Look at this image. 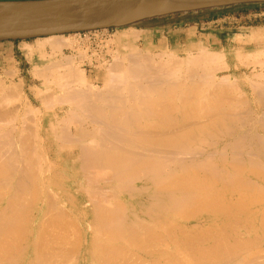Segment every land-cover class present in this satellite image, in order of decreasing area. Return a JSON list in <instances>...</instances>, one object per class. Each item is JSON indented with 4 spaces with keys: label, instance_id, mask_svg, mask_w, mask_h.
<instances>
[{
    "label": "bare ground",
    "instance_id": "1",
    "mask_svg": "<svg viewBox=\"0 0 264 264\" xmlns=\"http://www.w3.org/2000/svg\"><path fill=\"white\" fill-rule=\"evenodd\" d=\"M79 1L10 2L0 9L26 15ZM210 2L219 6L224 1ZM183 4L185 0H131L86 22L80 31L91 25L130 26L181 10ZM250 30L234 41L257 46L264 28ZM71 35L22 43L38 86L19 96L21 112L13 109L14 116L0 101V123L6 118L10 124L0 127V264H81L83 225L93 232V239L88 238L98 252L91 245L98 258L90 264H264V87L253 82L254 90L258 85L254 94L238 88V99V93L233 97L238 79L227 56L241 47L213 49L190 29L181 48L186 57L179 58L166 46L147 41L148 31L122 27L112 41L119 50H131L124 52L128 66H123L124 55L109 57L113 64L106 63L107 68L120 73L118 84H111L102 60L98 89L79 68L82 54L76 57L80 62L63 54L65 48L73 50ZM257 47L253 55L264 56V46ZM155 48L157 54L142 56ZM242 51L243 56L252 53ZM12 72L4 74L11 77ZM4 83L0 80V93L6 88L9 96L20 92L17 85L4 88ZM7 94L5 99L0 95L4 101ZM250 98L262 112L250 110ZM244 104L249 110L241 108ZM51 153L71 175L54 172ZM50 167L52 178L73 181L65 187L72 186L75 194L62 193L65 204L62 195L63 203L56 204L55 191L53 196L52 191L43 193L54 182L46 178ZM39 195L46 203L40 218L32 216ZM79 196L87 208H75L67 219L71 208L62 206L64 213L57 206L78 207Z\"/></svg>",
    "mask_w": 264,
    "mask_h": 264
},
{
    "label": "rangeland",
    "instance_id": "2",
    "mask_svg": "<svg viewBox=\"0 0 264 264\" xmlns=\"http://www.w3.org/2000/svg\"><path fill=\"white\" fill-rule=\"evenodd\" d=\"M24 1L25 2H34V1H39V0H10V1H7V2L8 3L11 2L10 4H12L14 2H17V3H20L21 2L22 3ZM188 1L189 0H185V4L181 5V7H180L181 10L173 11L171 13H167V14L162 15V16H159V15L152 16L154 18H152V17H146L144 19H140V20H137L134 23H131L130 26H126V25L123 26V25H121V26H118L117 27V26H113V25H110V26H92L91 25V26L87 27L84 30H81V31L76 32V33H72V35H74V36L71 35L72 37L70 39L73 38V40H74V47L72 48L73 50L70 49L71 47H68L69 49L68 48H65V49H63V54L65 56H73V57H75V59L80 54H82L83 55V56L81 55V58L83 57L82 58V63H81V66L79 65V68L81 67L80 70L83 69L82 72L84 73V75L86 77V80L88 78L90 79V80L88 79V81H87L88 83H91L92 85H94L98 89H100L103 84H102V82L99 79L101 73H99L100 70L98 69L97 65H99V63H102V60H103V63L105 62V67L106 68H107L108 65H112L113 64L112 59L114 58L113 57L114 54L115 55L119 54V56L121 58L124 55L123 57H125L124 58L125 61L124 60L123 61L126 62V63L128 61L127 60V57L125 55V53L127 52L128 49H126V50L124 49L123 50L121 48V50H119L120 48L118 46H115L116 44L113 43V41H112V35L114 34L115 30H120V28H122V27L123 28H126V29L127 28H134V29H137V30L138 29L139 30H145L146 25H147L146 24L147 23L146 21H151V20H154V19H157V20L160 19L158 21H163L165 19H167L168 21H171V20L176 21L179 24L178 28H181L183 30L182 31V43L180 45H174V46H167L166 45V47H167L168 50H170L171 53L173 52V54H175V55L177 54L176 56L179 57V58L186 57V55H184L183 51H181V48H183L185 46L184 43L187 41L186 33H187V30H190V29H193L195 31L196 36L199 37L197 39L202 40V42L205 45H208L209 44L211 46V48H213V49H223V50H227L229 47L230 48L232 47V49L233 48L239 49L241 47L239 49L240 51L244 50V52H246V53L252 51V53L251 52L250 53L253 55L254 51L256 52V50H252V49H254V48L256 49L257 46H259V47H261V46L263 47L264 46L263 45L264 44V41H263L264 38L263 39L261 38L262 39L261 40L262 43L261 42L260 43L259 42L256 43L257 46H254L255 43L254 44H251L250 43V44H247L246 46H244L242 43H241L242 44L241 45L239 42H235L234 41V39L236 37H239V36H240V38H243V37L246 38L250 34V32H251V30H250L251 28H254V27L255 28H261V27L264 28V4H257V5H251L250 6V5H246V4H234L235 2H233V0H226V1L223 2V4L221 3L222 5H219L218 6V5H209V4H212L210 2V0H201V1L200 0H196V1L194 0L195 2H193V0L192 1L190 0V2H188ZM249 30H250V32H249ZM67 35L68 34H65V37H68ZM262 37H264V36H262ZM42 38H46V37H42ZM35 40L36 39L33 40V38L32 39H27L26 42H23V43H31V44H33L35 42ZM147 41H153L154 42L155 39L149 34ZM138 43H139L138 44V47L139 48H142V47L145 46V44H142V41L141 40ZM237 45H239V46H237ZM115 47H118V48H115ZM259 47H257V50H258ZM78 48H79V50H78ZM20 49H21V46H20ZM46 49H44V52L49 53V50L48 49L46 50ZM245 49H247V50H245ZM76 50H77V52L80 51V50L81 51L79 53H77ZM239 50L236 53H234L235 55H233L231 53V54L228 55L229 58L227 56L228 63L230 65H234L235 66L234 75H235V78L238 79V83H237V85H235L236 86L235 92L233 93V97H235V98H236L237 93H238V92H236V90L238 88H239L238 90L241 89V91L242 90L243 91H249V94H251V95H252V93L254 94V91L255 90L257 91V88H258L257 86L258 85L255 86L256 89L254 90V85L255 84L253 82H255V83L257 82L258 83V82L261 81L260 84L264 87V63H263V61H264V58L263 57L264 56H261L263 54L262 53H261V55L258 54V56L259 55L261 56V57H258L257 54L255 53V55H253L255 57L257 56L255 58V57H252V55L250 53H249L250 55L247 53L249 56L247 54H245V53H244L245 55L243 56V53H242L243 51L240 53ZM128 51L130 53H127V54H131V50H128ZM158 51L159 50L155 48L153 50H149V51L144 52V53L142 52V56H144L143 54H145V53H148V56L153 55V54L155 55V54H157ZM81 52H83V53H81ZM120 52L122 54H120ZM239 54H242V55H239ZM236 55H238V56H236ZM13 56H14V58L11 59V61L8 62V63H3L2 61H0V80H2V81L5 82L4 83V88L7 87V84L8 83H10V84L13 83V84H15V85H17L19 87L20 92L19 91H18L19 93L16 92V94L18 95V97L16 96V98L14 97L16 95L15 93H14L15 94L14 96L10 93L13 96L12 97V100H11V97H10L11 95L9 96V94H7L9 92L6 91L7 90V88H6V90H3L5 92L1 91L2 94L0 93V95L3 97V93H4V99H5L6 94H7V97L8 96L10 97V98L8 97V99L10 101L9 100L4 101V99H2L1 96H0V98L2 100H0V101H2L1 103H3V105L5 106L6 109L7 108H12V110L13 109L15 110L16 108H18V110L21 112L20 107L22 105V101L20 100V97H23L24 94L25 95H28L29 94L28 92L31 89H33L34 87L36 88L38 86L37 83H39V82H38V80L36 81V79L32 75V68H31V63H30V60L31 59L29 60L27 58V56L22 52V49L21 50L14 49ZM99 56H101V57H99ZM127 56L129 57V55H127ZM233 56H235L236 58L239 57V60L240 61H238V59L234 58ZM241 56L244 59L240 58ZM245 56H246V59H245ZM109 57H111L112 59L110 60ZM33 58H35V57H33ZM100 58H102V59L100 60ZM106 58H107V60H106ZM76 60L79 61L78 58ZM104 60H106V61H104ZM84 61L86 63L90 62L89 63L90 65L89 64L86 65V63ZM109 61H111V62H109ZM106 63L108 64L107 66H106ZM109 63H112V64H109ZM126 63H123V66H128V63L127 64ZM94 65H95V67L97 69L95 67H93ZM9 70H12L13 71L12 72L13 74H12L11 77L9 75H6L7 76L6 77L5 74H4V72L5 71H9ZM109 71L110 70L108 69V71H105L104 72V74H106L108 76L107 79H111L110 80L111 84H118L116 82V79L119 78L120 73H118V71H116L117 72L116 73L113 69L111 70L112 73H111V71L110 72ZM217 73H219L220 76L229 75L228 73L223 72V71H218ZM19 84H21V85H19ZM263 87H261V88H263ZM234 95H236V96H234ZM238 97H239V93H238L237 99H238ZM251 98H250V102L247 103L251 107L250 110L251 111H254L256 113H257V111H258V113L259 112H262V108L260 107V105H256L258 103L254 104L255 101L253 103V100ZM23 100H24V98H23ZM4 102L5 103L7 102V103L5 104ZM247 104H244L243 106H241V108L247 106ZM0 105H1V108H4V106H2V104H0ZM6 105H7V107H6ZM244 109H246V108H243V110ZM258 109H260V111ZM14 110L11 113L12 116H14L13 113H16ZM247 110H249V109L247 108L245 111H247ZM7 118H8L7 120H9V121H11L12 119L13 120L16 119V117H14V118L13 117L12 118L7 117ZM5 119L6 118H4V119L1 120V123H0V125H2V126H0L1 129H2V127H4V129H6L7 126H10L9 122L6 121ZM3 120H5L4 121L5 122L4 125H3V123H4ZM14 122L15 121H13V123ZM10 123L12 125V122H10ZM5 126H6V128H5ZM260 135L264 137V133H261ZM53 154L54 153H51V155H50L51 156L50 158L52 159V161H50V162H52L53 165H54L53 166L55 168L54 172H56V170H58L57 173L58 172L61 173L63 171H67L68 169H65L63 167H59L60 166L59 156L55 157V155H53ZM39 161H42V159L41 160L39 159ZM54 168H51V171H52V172L50 171L51 174L50 173H47L46 174V178H51L50 180L53 179L54 182L50 181V183L52 182L51 184H53L54 186L51 185V184L48 185L47 187L44 186L46 189L48 188L49 191H47L48 190L47 189L43 193H47V192H51L52 191L50 194H51V196H53L52 194L55 191L54 192V196H55V198L56 197L58 198V199L56 198L57 201L61 197H62V199L64 198L63 195H62L63 192L64 193L67 192L68 194H75L74 193L75 189L72 186L69 187V190L70 191L67 189V187H65V186H68V185H72L73 184V181H71L70 179H69L68 182L67 181H63L62 180L63 178L60 177V176H59V178L57 177V179H55V177L52 178V176H55L54 175V172H53V169ZM59 170H62V171L60 172ZM67 172H69V170ZM68 174L71 175L72 174V171H70ZM43 176H45V174H43ZM67 177H69V176L67 175ZM64 180H66V179H64ZM55 181L56 182L59 181L56 187H58V185H60L61 182L63 183V184L60 185L62 187L61 188V191L59 190L60 189L59 188L60 186L56 190L53 189V188H56L55 187V185H56V182ZM44 185H45V183H44ZM45 188H43V190ZM63 189H65V190L63 191ZM58 190H59V193L61 192V194L58 193ZM56 193H57V195H56ZM67 193H65V194H67ZM58 196H61V197H58ZM40 198L42 199V197L39 195V197L36 199V201L34 200V202H33L35 204L32 205L35 208V209H32L33 210L32 211V216H34V217H38L39 216V218L41 217L42 214L44 216V212H46L45 211L46 208H44L46 206L43 207V205H45L46 203L43 201V199H42V203H39V201H41ZM56 199H54V200L56 201ZM62 199H60L58 201V203L56 201V204H61V203H63L62 201H65L64 204L68 202L67 200H64L65 198L63 200ZM72 201H73L74 204L76 202H78L79 203L78 207L71 206V205H69V203L66 204L65 207H64L63 204L57 206V207L60 206L59 207L60 210L62 208L64 210H65V208L67 209L68 207L71 208V209L68 208L69 209L68 211H71V213L70 212L69 213H67V212L65 213V211H67V210H65V211H62L63 209L61 210L65 214H70L69 216L68 215H65L66 217L68 216L67 219H69L70 216L72 217V215H73L72 214V211H76V209L79 210V208H84V207L87 208L86 201L83 198H80V196H79L78 201L75 202L73 199H72ZM80 201L82 202V204H80L81 203ZM70 202H71V200H70ZM78 203H76V204H78ZM35 205H37V206H35ZM36 207H37V209H36ZM34 210H35V212H34ZM41 210H44V211H42L43 213L41 212ZM47 211H48V208H47ZM80 216L81 215L78 214L79 220H81V218L83 219V217H80ZM88 217L89 216L85 217V219H87ZM70 220H71V218H70ZM80 224H83V223H80ZM81 227H82V225H80V228ZM83 227H84V225H83ZM83 227L80 229V231L81 230L82 231L81 232L79 231L82 235H84L83 238H82V235H80L78 233L81 236L80 237L78 235L79 238H80V240L78 239V241L81 243L80 245H81V248H82V249H80L81 252H82L81 255H82V259H83V261H82L81 264H83V263L84 264H90L89 260L92 262V260H94L92 258H95L98 255L97 254L98 252L95 249V247L93 248V246L95 245V244H93L94 241L93 240L90 241V239H89V238H92L93 232L92 233H88L87 232V229L85 227L84 228ZM83 229H84V231L85 230L86 231L84 232ZM90 234H92V235H90ZM88 236H90V237L88 238ZM81 240H84V242H85L86 245L84 243H82ZM91 245H92V248L96 250L97 253L94 252L96 254H93V251L94 250H92ZM83 247H85L84 250H86V252L85 251L84 252L82 251L83 250ZM90 250H91V252L89 253ZM90 256H94V257H90ZM83 257L85 258V260H84ZM96 258H98V257H96ZM96 258H95V260H96ZM87 262H89V263H87ZM94 262L95 261H93V263H91V264H94Z\"/></svg>",
    "mask_w": 264,
    "mask_h": 264
},
{
    "label": "water",
    "instance_id": "3",
    "mask_svg": "<svg viewBox=\"0 0 264 264\" xmlns=\"http://www.w3.org/2000/svg\"><path fill=\"white\" fill-rule=\"evenodd\" d=\"M129 1L131 0H82L73 4L65 3L43 8L26 15H14L12 12L8 13L5 9H0V40H25L77 32L86 22L93 21ZM240 1L264 2V0ZM7 3L1 1L0 5L3 7V4Z\"/></svg>",
    "mask_w": 264,
    "mask_h": 264
},
{
    "label": "crops",
    "instance_id": "4",
    "mask_svg": "<svg viewBox=\"0 0 264 264\" xmlns=\"http://www.w3.org/2000/svg\"><path fill=\"white\" fill-rule=\"evenodd\" d=\"M10 1V0H0ZM264 3H248L246 5H257ZM165 19V18H164ZM160 20V19H158ZM157 19L146 21L145 30L155 39L157 46H174L182 43V29L178 28L176 21H158ZM160 25V26H159ZM26 40H0V61L8 63L14 58V49L21 50L20 46ZM158 49V48H156Z\"/></svg>",
    "mask_w": 264,
    "mask_h": 264
}]
</instances>
